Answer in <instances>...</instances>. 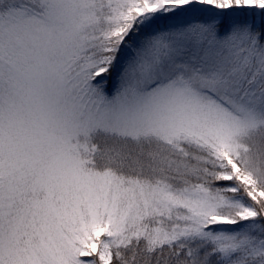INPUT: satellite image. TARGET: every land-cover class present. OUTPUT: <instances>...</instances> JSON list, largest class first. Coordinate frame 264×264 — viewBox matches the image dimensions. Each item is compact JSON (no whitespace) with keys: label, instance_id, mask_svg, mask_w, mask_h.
<instances>
[{"label":"snow or ice","instance_id":"6c2138e0","mask_svg":"<svg viewBox=\"0 0 264 264\" xmlns=\"http://www.w3.org/2000/svg\"><path fill=\"white\" fill-rule=\"evenodd\" d=\"M0 264H264V0H0Z\"/></svg>","mask_w":264,"mask_h":264}]
</instances>
